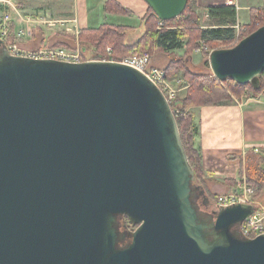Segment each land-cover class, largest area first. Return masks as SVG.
Returning <instances> with one entry per match:
<instances>
[{
    "label": "water",
    "instance_id": "1",
    "mask_svg": "<svg viewBox=\"0 0 264 264\" xmlns=\"http://www.w3.org/2000/svg\"><path fill=\"white\" fill-rule=\"evenodd\" d=\"M145 1L161 20L188 4ZM7 47L0 39V264H264V234L239 229L259 206L201 207L176 115L146 74ZM210 53L217 79L258 86L264 25Z\"/></svg>",
    "mask_w": 264,
    "mask_h": 264
},
{
    "label": "trees",
    "instance_id": "2",
    "mask_svg": "<svg viewBox=\"0 0 264 264\" xmlns=\"http://www.w3.org/2000/svg\"><path fill=\"white\" fill-rule=\"evenodd\" d=\"M188 4L183 13L179 17L172 20H161L156 13L149 7L145 17L142 18L140 26L137 28H129L125 26H117L113 24H104L97 29L86 28L81 31L82 45H89L88 48L83 47L81 60H114L122 61L124 58L134 54H151L156 51H175L184 46V39L196 35L197 41H204L205 47L208 51L209 45H224L228 47H213L208 53L224 48H232L236 44V26L238 24V9L235 5H213L208 7V16L215 22L217 27L209 29H200L195 27V20L199 19L200 15L191 8L192 0H187ZM106 9L111 12L119 14H130V11L117 4L115 0H107ZM258 9L251 12V26L247 35H250L258 28L264 25V13L261 12L256 18ZM195 18V19H194ZM256 24V25H255ZM175 29H169V26H175ZM163 26V27H162ZM167 28H166V27ZM138 32L137 37L132 40L129 39L130 31ZM246 35V36H247ZM241 41V40H240ZM238 43V42H237ZM64 47L66 42L59 43ZM200 45V44H199ZM54 46V45H52ZM113 48L111 56L107 53V48ZM201 47V46H199ZM85 48V49H84ZM90 50V51H89ZM87 51V53H86ZM88 52L91 56L87 57ZM167 77L172 78V74L177 75L179 66L171 63L166 67ZM185 75L189 80V87L185 94L178 95L172 101L171 107L176 115L182 141L185 146L188 159L190 160L195 172V185L201 186L206 192L207 198L212 202L217 203L218 195L209 192L205 171L202 166L201 149L196 146V136L198 134V127L194 124L193 108L202 106H218L234 103V98L239 100L242 90L248 91L245 95L257 96L262 93L264 89V73L260 76L258 86L252 83L241 85L233 80L221 81L213 74L198 75L190 73L184 69ZM169 74V75H168ZM170 76V77H169ZM225 84L229 88H225ZM255 154L252 161L247 162L246 174L247 183L254 188L256 193L254 200L257 202H264V169L261 165V158ZM200 180L201 183H197ZM123 224L127 225L130 230L136 228L128 222L127 218L123 219Z\"/></svg>",
    "mask_w": 264,
    "mask_h": 264
},
{
    "label": "crops",
    "instance_id": "3",
    "mask_svg": "<svg viewBox=\"0 0 264 264\" xmlns=\"http://www.w3.org/2000/svg\"><path fill=\"white\" fill-rule=\"evenodd\" d=\"M115 1L130 11V14L123 15L135 18V25L108 23L107 20L100 23L101 19H98L96 22L100 25L91 27L88 20L90 7L96 6L97 9L103 7L105 11L107 0H13L11 7L4 6L2 8L11 14L14 31L19 32L27 28L33 30L32 38L23 35L20 38V43L23 47L35 50L34 48L38 49V47L32 46L36 42V37L46 34L44 29L57 30L66 26L67 30L75 28L77 31L86 28L97 29L104 24L129 28L139 27L142 18L149 10L146 1ZM198 2L206 11V16H208L209 6L231 5L228 0H198ZM263 5L264 0H256V5L248 2L244 8L248 9L249 19L251 11L261 8ZM235 6L239 11L241 7L238 4ZM137 21L140 23L137 24ZM238 21L241 23L239 14ZM169 59L166 57L156 58L153 63L164 68L169 65ZM194 110L197 111L198 124L196 125L199 130L196 136L198 139L196 146L201 149L202 166L207 182L209 179L214 181L216 184L215 194L237 192L239 184H248L246 165L247 162L255 158V154H259L260 163L264 169V89L257 96L243 97L232 104L202 106L193 108ZM256 149L259 151L256 152ZM259 203L264 206L263 201Z\"/></svg>",
    "mask_w": 264,
    "mask_h": 264
},
{
    "label": "rangeland",
    "instance_id": "4",
    "mask_svg": "<svg viewBox=\"0 0 264 264\" xmlns=\"http://www.w3.org/2000/svg\"><path fill=\"white\" fill-rule=\"evenodd\" d=\"M192 1L193 2L191 3V8L196 11V14L200 15L199 19L195 20V27L197 29L198 28L209 29V28L217 27L216 25H214L216 23L213 22L209 18V16H206V11L204 9H202V5L198 2V0H192ZM246 1L252 3V5H256V0H236L237 4L241 7V8H239V11H238L239 12L238 13L239 19H240L241 23H239V21L237 19L238 24L236 26V37H235V39H236L235 43L236 44H238L240 42V40L245 38L247 33L249 32V30L252 29L250 27L248 28V26H251L252 21H251V18L249 19L248 9L244 8V6H247V3H248V2L245 3ZM258 10L259 11L256 14V18H258L257 15L260 14L261 12L264 13V11H263L264 5L261 8H259ZM124 16H126V15L108 11L106 8L104 11L103 7H100L97 9V7L95 6L94 8L90 7L89 13H88V20H89V25L91 27H96V26L100 25V23H102L103 21H106V20L108 23H110V22L111 23H118V24L119 23H126V24H130V25H135L134 24V22L136 21L135 18L124 17ZM98 19H101V22L99 24H97V22H96V20H98ZM130 19H132V20H130ZM136 23L138 24L140 22L137 21ZM176 27H177V25L169 26L168 28L169 29H175ZM79 30H77L78 32L76 31L75 28L72 30H67L66 26L63 28H59L57 30H55V29H44V33H46V34L43 36L36 37V39H35L36 42H35L34 46H32V47H38V49L43 48V47H55L56 48V47L61 46L59 43L66 42V44H63L66 46L59 47V48L76 50V52L79 51L81 53V56H82L81 50H83V47L88 48L89 45H87V44L82 45L80 38H81V34H82L81 31H83L84 29H82V30L79 29ZM36 34H39V33L36 32ZM137 34H138V32H136L135 30L130 31L129 32V39L132 40L133 38L137 37ZM42 38H43V40L41 41ZM196 39L197 38H196L195 34H192L191 37H186L183 40L184 46L182 47V50L177 49L175 51H169V52L156 51V52L149 54L152 57V64L153 65H154L153 62L156 58L166 57L167 59L170 58L169 59V65L167 67H169L171 63L177 64L179 66V70L177 71V75L172 74V76H171L172 78H170V80L172 82H174L175 88L178 90V93H177L178 95L185 94L184 92H186L187 88L189 87V80H188V77L184 73L185 72L184 69H187L190 73H194V74H198V75H200V74L201 75H211V74H213L211 66H210V54L211 53H208V52L213 47H216V46L217 47H228V44L209 45L208 51H207L204 41L199 42ZM52 45H54V46H52ZM199 46H201V47H199ZM34 49L37 50V48H34ZM86 53H87V51H86ZM88 56L89 57L91 56L90 52H88L87 57ZM157 65L160 66L159 64H156L154 66L157 68H161V66L158 67ZM161 69L165 70L166 67L161 68ZM165 71L167 73V70H165ZM225 88H229V85L225 84ZM247 92L248 91L242 90V92L240 93V96H239V100H241L243 97H248L249 95H245ZM236 100H238V99L234 98V102ZM193 113L195 115L194 116V124H198L197 123L198 119L196 118L197 117V111L194 110ZM197 140L198 139L196 138V145H197ZM197 183L198 184L201 183L200 180H197ZM206 183H207L206 185H208V188H209L208 190L210 193L220 196L219 194L214 193L215 187H216V184H214V181L209 179L208 182H206ZM262 198H264V194H263Z\"/></svg>",
    "mask_w": 264,
    "mask_h": 264
},
{
    "label": "built area",
    "instance_id": "5",
    "mask_svg": "<svg viewBox=\"0 0 264 264\" xmlns=\"http://www.w3.org/2000/svg\"><path fill=\"white\" fill-rule=\"evenodd\" d=\"M13 0H0V39L3 40L9 48L12 55L25 56L37 59H56L68 62H81V53L76 50H69L59 47H43L37 50H32L20 43V38L26 35L30 38L33 36V30L27 28L16 32L12 28V16L2 7L12 6ZM231 5H236V0H228ZM264 11V10H263ZM107 53L109 56L113 54V48L108 47ZM110 61H114L110 59ZM124 64L134 67L139 71L146 74L159 88L163 91V94L167 97L170 104L178 97V90L175 88L174 82L167 77V73L164 69L157 68L152 64V57L148 53L130 55L124 60L120 61ZM259 150L256 149V152ZM256 191L254 188L249 187L248 184L242 183L238 186L237 192L224 194L218 196L217 204L221 206H230L236 203L243 204H256L259 207L250 217L240 222L239 229L245 236L254 238L261 234H264V206L254 200Z\"/></svg>",
    "mask_w": 264,
    "mask_h": 264
},
{
    "label": "flooded vegetation",
    "instance_id": "6",
    "mask_svg": "<svg viewBox=\"0 0 264 264\" xmlns=\"http://www.w3.org/2000/svg\"><path fill=\"white\" fill-rule=\"evenodd\" d=\"M203 190V189H202ZM207 194L206 192L204 191L202 194H201V197L199 199V203L201 205V207L205 210H210L211 208H209V204L207 202V199L210 200L209 198H207ZM211 201V200H210ZM212 202V201H211ZM214 203V202H213Z\"/></svg>",
    "mask_w": 264,
    "mask_h": 264
}]
</instances>
